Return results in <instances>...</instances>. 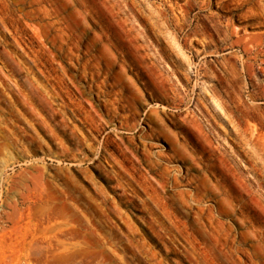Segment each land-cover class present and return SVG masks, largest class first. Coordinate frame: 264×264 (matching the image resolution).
I'll use <instances>...</instances> for the list:
<instances>
[{
    "label": "rangeland",
    "instance_id": "374dc122",
    "mask_svg": "<svg viewBox=\"0 0 264 264\" xmlns=\"http://www.w3.org/2000/svg\"><path fill=\"white\" fill-rule=\"evenodd\" d=\"M0 264H264V0H0Z\"/></svg>",
    "mask_w": 264,
    "mask_h": 264
},
{
    "label": "bare ground",
    "instance_id": "6f19581e",
    "mask_svg": "<svg viewBox=\"0 0 264 264\" xmlns=\"http://www.w3.org/2000/svg\"><path fill=\"white\" fill-rule=\"evenodd\" d=\"M219 108V107H218ZM220 109V108H219Z\"/></svg>",
    "mask_w": 264,
    "mask_h": 264
}]
</instances>
